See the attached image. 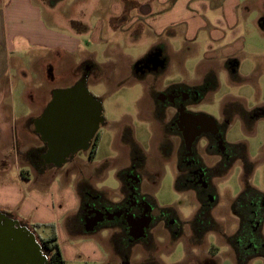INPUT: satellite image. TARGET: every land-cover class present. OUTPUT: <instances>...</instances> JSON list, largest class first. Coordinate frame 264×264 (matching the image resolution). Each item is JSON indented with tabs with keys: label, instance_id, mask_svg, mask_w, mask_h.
I'll return each mask as SVG.
<instances>
[{
	"label": "rangeland",
	"instance_id": "obj_1",
	"mask_svg": "<svg viewBox=\"0 0 264 264\" xmlns=\"http://www.w3.org/2000/svg\"><path fill=\"white\" fill-rule=\"evenodd\" d=\"M49 1L56 2V7H52L54 13L68 23V17L64 15L67 12L64 11L67 10V3L73 0H67L64 3H59V0ZM101 1H76L79 5L89 2L92 7L89 8L92 13L90 18L88 17V23H84L86 26L91 27L92 23L96 26L99 19L106 20L108 18L102 35L103 40L88 43L86 47L83 46L86 50L82 49L83 52L80 54L65 55L59 61L55 55L45 53L44 57L51 59L50 62L46 61L45 63L37 61V58L43 55L40 51L26 50L24 45L20 46L22 51L11 54L8 75L0 85V115L3 117L0 119L3 128V132L0 133V183L14 182L16 178L20 177L18 169H21L26 171V177L31 180L28 183L31 186L26 189L27 195L33 190L42 188L49 198L56 201V206L59 204V196L54 186L56 182L50 180L51 177L39 180L34 167L29 165L31 161L28 155L19 159L20 164L18 163L17 168L15 159L17 149L22 146L21 142H26L25 139L28 136L23 133L24 120L19 117V112L28 110L30 114H37L47 111L50 105L55 104L52 100L50 101L48 87L44 86L46 79L57 76L60 78L55 82L57 86L58 84L59 86H72L68 85L70 80L79 74V71L75 72V64L80 60V57L87 56L86 51L88 56H91V60L103 68V79L99 82L95 81L94 75L91 76L89 87L91 92L102 100L105 117L111 123L126 117L123 122L132 128L133 137L147 156L145 168L141 170L143 173L142 191L151 199L156 213L173 210L178 214L180 220L186 223L181 237L171 240L163 233L158 235L156 243L159 249L156 253L151 251L153 247L138 245L137 250H134V254L130 256L131 264H137L136 262L151 257L152 254H155L162 264H264V259L260 257L252 258L244 263L238 261L226 239L238 226V220L233 213V204L239 195L249 187L264 194V117L255 118L247 124L235 111L234 116L227 124L226 141L229 144H242L245 147L247 166L238 160L224 175L211 179L210 185L215 199L211 205H209L206 195L202 192L199 193L200 201L205 206L209 205L206 213L201 217H205L207 214L211 225H206L207 228H204L200 241L196 240L199 243H193L191 227L187 222L197 216L200 201L195 190L178 188L175 154L166 155L160 151L159 146L164 133L154 119L148 118L151 113L148 81H145L144 84L143 79L139 77L136 79L131 72L133 66L141 58L151 54L150 52L155 46L152 41L153 37L146 34L137 39L136 31L134 35L130 32H120V29L128 24L125 21L127 17H121L118 21L115 18L112 19L109 14L100 17L97 12L103 8ZM52 8L45 6L47 13H50ZM241 11L249 18L247 23H241L238 30H234L240 37L239 53L233 59L235 61L233 70L235 77L231 75L232 79H230L227 67L217 66L219 68L217 89L209 92L204 101L193 108L218 121L223 120V108L229 100L236 102L237 109L240 107L246 111L254 112L264 106V34L258 26V21L264 19V0L243 2ZM251 16L254 18L253 23ZM117 24H119L118 28L115 27ZM133 28L136 29L137 25ZM201 43L200 39L191 45L189 52L185 51L183 55H173L172 64L167 71L160 73L161 75L155 74L156 78H163L162 84L164 83V85L201 83V73L207 68L206 65L196 66V61L203 56L202 52L205 48ZM184 61H188L187 65L183 64ZM54 65L56 70L53 71ZM86 65L81 67V72H84ZM117 67H119L118 73H115L114 69ZM19 68H22V71ZM16 71H20L22 74H16ZM10 76H13V79H10ZM153 85L155 89L161 87L158 83ZM56 106L60 105L56 104ZM13 109L17 110L18 117L14 118L13 129H11L9 115ZM100 133L99 148L91 159V165L81 167V169L73 167L72 172L74 174L82 172V176H84L82 181L90 182L93 190L102 193L110 201L116 202L121 198L122 186L117 166L125 167L128 164V152L122 145L112 144L115 135L113 129L108 126L102 127ZM29 137L30 139L36 138L33 134H30ZM106 161L110 163V166L108 164V167L102 172L101 169ZM68 184L71 183L67 182L66 185ZM179 184L180 187H184L182 182L179 181ZM36 199L40 200V198ZM2 201L4 200L0 197V202ZM65 202L70 205L71 201L68 196ZM31 228L35 230L38 238H45L51 234L50 228ZM56 232L58 234L57 228ZM107 235L106 230H99L90 235L65 230L64 234H61V241L58 239L60 246L61 244L66 246L68 243L79 246L78 252H74L75 250L69 247L66 249V264H116L117 259L118 261L120 259L113 253L112 243L108 240ZM91 240L102 249L105 256L103 259Z\"/></svg>",
	"mask_w": 264,
	"mask_h": 264
},
{
	"label": "crops",
	"instance_id": "obj_2",
	"mask_svg": "<svg viewBox=\"0 0 264 264\" xmlns=\"http://www.w3.org/2000/svg\"><path fill=\"white\" fill-rule=\"evenodd\" d=\"M59 1V3H64L67 0ZM76 1L78 0L70 1L66 5L67 10L64 12L67 13L64 15L68 17L67 23L54 13L55 1L0 0V85L8 75L11 54L22 51L21 45H24L26 50L40 51L43 55L39 56L37 61L45 63L51 61L50 58L44 57L45 53L53 54L56 59L61 61L65 55L80 54L86 50L84 47L88 43L103 40L102 35L108 18L106 20L99 19L96 26L93 23L91 27L86 26L88 17L90 18L92 13L89 8L92 7H90L89 2L79 5ZM246 1L249 0H102L103 8L97 14L100 17L109 14L116 21L126 16L127 20L125 21L128 24H125L120 32H130L134 35L136 31L137 36L135 37L137 39L146 34L151 35L152 41L155 43L152 52L162 54L164 59L161 56L159 58L163 59L166 71L172 64L173 55H183L185 51L189 52L191 45L201 39V44L205 48L202 52L203 56L196 61V66H207L201 73L203 78L211 70L219 75L217 66L223 65L225 67L227 61L234 59L239 53L240 37L234 30H238L241 23L248 21L249 16L241 11L243 2ZM45 6L53 7L50 13L46 12ZM251 22H254L252 16ZM81 23L85 24L82 25ZM258 24L263 31H261L262 34H264V19L258 21ZM136 25L137 30L133 28ZM115 27L118 28L119 24ZM85 53L87 56L80 57V60L75 64V72L79 71V74H76L75 79L70 80L68 85L72 86H59V84L57 86L55 82L60 80L57 76L46 79L44 86L48 87L47 92L50 93V101H53L57 91L72 88L81 79L88 67L91 69L86 77L89 90L91 89L89 87L91 76L96 77L95 81L100 82L103 79V68L91 60L88 52L85 51ZM187 63L188 61L183 62L185 65ZM85 64L87 65L84 72H81V67ZM52 69L53 71L56 70L55 65ZM118 69L119 67L115 68L114 72L118 73ZM19 70L22 71V68ZM20 71H16V74L21 75ZM10 79H13V76H10ZM61 113V110H55L50 113L42 111L37 114H30L28 110H21L19 117L24 120L23 133L28 136H26V142H21L22 146L18 147L17 155H15L17 168L18 163L20 164L19 159L28 155L31 161L29 165L34 167L39 180L51 177L50 180L56 182L54 186L59 196V204L56 206V201L49 198L48 194L39 187L38 190H33L27 195L26 189L31 186V184L28 185L31 180L26 177V171L21 169H18L20 177L16 178L14 182L0 183V197L4 200L0 202V211L13 215L31 227H34L33 225L55 224L59 241H61V234H64L65 230L76 231L79 234H92L81 232L79 228L82 205L79 183L83 182L84 176H82V172L76 174L72 172L73 167L81 169V167L91 165L90 152L86 148H82L66 155L64 147L54 145L55 135L58 133L55 123ZM16 117H18L17 110L13 109L9 115L11 129H13V120ZM1 118L3 117L0 115ZM1 126L2 123L0 122V133L3 132ZM30 134L36 138L30 139ZM42 149L52 154L44 163L38 161L41 157L39 151ZM31 159L37 160L41 168L35 166ZM104 163L102 172L108 167V164L110 166L107 161ZM29 165L27 164V166ZM125 167L117 166V171H122ZM118 177L123 182L119 175ZM67 182L71 184L66 185ZM87 183L91 186L90 182ZM67 196L71 201L70 205L65 202ZM36 198H40V200ZM91 242L93 243L92 240ZM94 245L103 259L105 256L102 249L98 244L95 243ZM60 247L64 258L67 255L66 249L68 247L75 250L74 252H78L79 248L77 244L71 243L66 246L61 244ZM118 263L117 259L116 264Z\"/></svg>",
	"mask_w": 264,
	"mask_h": 264
},
{
	"label": "flooded vegetation",
	"instance_id": "obj_3",
	"mask_svg": "<svg viewBox=\"0 0 264 264\" xmlns=\"http://www.w3.org/2000/svg\"><path fill=\"white\" fill-rule=\"evenodd\" d=\"M154 55L155 53L151 52L141 58L131 72L136 79L137 77L143 79L144 84L148 81L151 97V113L148 118L154 119L164 133L159 146L160 151L166 155L175 154L177 180L182 182L183 189L195 190L199 201L201 199L199 193H204L211 205L215 200L210 185L211 179L224 175L238 160L247 166L245 147L242 144H229L226 141L227 124L235 111L247 124L255 118L264 117V106L254 112L246 111L240 107L237 109L236 102L229 100L224 105L222 121L204 112L196 111L193 108L202 103L207 94L218 87V75L215 71H209L199 84L164 85L163 78L159 79L155 76L165 71L164 57L160 53L163 59L158 66L153 61ZM225 67L230 79H232L231 75L235 77L233 72L235 61L229 59ZM90 70L89 67L86 68L81 79L86 78ZM155 83L161 87L155 89L153 87ZM97 99L102 102L98 97ZM97 114L98 111H95L92 121V127L97 126V129L86 148L90 152V159L98 151L100 129L108 126L115 133L112 144L122 145L127 149L128 165L118 172L123 180L119 201L108 200L103 194L93 190L87 182L79 183L82 195L79 228L88 233L106 230L108 240L112 243L113 253L120 259L118 264H130V256L134 254V250H137L138 245L153 247L151 251L156 253L159 249L156 243L158 235L163 233L174 240L183 235L186 223L182 222L173 210L156 213L151 199L142 191L141 170L145 168L147 156L133 137L132 128L123 122L126 117L111 123L105 117L104 107L103 120ZM79 139L81 141V135ZM47 152L43 149L39 151L40 163L51 157L52 154ZM33 162L35 166L41 168L37 160ZM209 205L205 206L200 201L199 214L197 213L199 216L187 222L191 227L193 243H199L196 240L200 241L204 228H207L206 225H211L207 214L201 217L206 213ZM233 213L238 220V226L226 239L235 252L237 260L244 263L255 257L264 259V194L249 187L235 200ZM136 263L162 264L155 254Z\"/></svg>",
	"mask_w": 264,
	"mask_h": 264
},
{
	"label": "water",
	"instance_id": "obj_4",
	"mask_svg": "<svg viewBox=\"0 0 264 264\" xmlns=\"http://www.w3.org/2000/svg\"><path fill=\"white\" fill-rule=\"evenodd\" d=\"M159 57L160 53L153 57L158 66L162 62ZM53 103L47 113L62 111L55 123L58 133L54 145L64 147L66 155L87 148L97 129V126L92 127L94 112L98 111L97 116L103 120L102 102L88 89L87 78L79 80L72 88L57 91ZM0 264H50L35 230L4 211H0Z\"/></svg>",
	"mask_w": 264,
	"mask_h": 264
},
{
	"label": "trees",
	"instance_id": "obj_5",
	"mask_svg": "<svg viewBox=\"0 0 264 264\" xmlns=\"http://www.w3.org/2000/svg\"><path fill=\"white\" fill-rule=\"evenodd\" d=\"M177 186L179 189H183L182 187H180L179 181L177 182ZM198 214L197 217L199 216ZM33 226L35 228L51 229V234L49 236L45 238L39 237V240L45 252L48 253L49 255L50 264H66L60 244L58 242V234L56 232L55 224L51 223V224H42V225H33Z\"/></svg>",
	"mask_w": 264,
	"mask_h": 264
}]
</instances>
